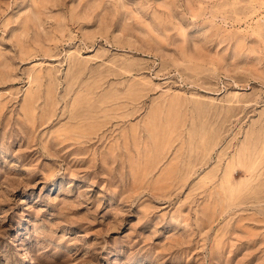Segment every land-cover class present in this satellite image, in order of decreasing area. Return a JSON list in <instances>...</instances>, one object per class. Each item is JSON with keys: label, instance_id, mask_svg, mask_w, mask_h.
I'll use <instances>...</instances> for the list:
<instances>
[{"label": "rangeland", "instance_id": "rangeland-1", "mask_svg": "<svg viewBox=\"0 0 264 264\" xmlns=\"http://www.w3.org/2000/svg\"><path fill=\"white\" fill-rule=\"evenodd\" d=\"M0 264H264V0H0Z\"/></svg>", "mask_w": 264, "mask_h": 264}, {"label": "bare ground", "instance_id": "bare-ground-1", "mask_svg": "<svg viewBox=\"0 0 264 264\" xmlns=\"http://www.w3.org/2000/svg\"><path fill=\"white\" fill-rule=\"evenodd\" d=\"M26 255H27V253H26ZM27 260H28V258H26ZM26 259H24V260H26ZM30 261V260H29ZM27 263V262H26Z\"/></svg>", "mask_w": 264, "mask_h": 264}]
</instances>
